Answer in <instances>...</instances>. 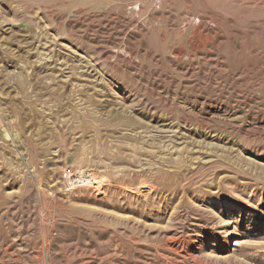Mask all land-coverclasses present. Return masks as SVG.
Instances as JSON below:
<instances>
[{
  "label": "rangeland",
  "instance_id": "1",
  "mask_svg": "<svg viewBox=\"0 0 264 264\" xmlns=\"http://www.w3.org/2000/svg\"><path fill=\"white\" fill-rule=\"evenodd\" d=\"M0 264H264V0H0Z\"/></svg>",
  "mask_w": 264,
  "mask_h": 264
},
{
  "label": "built area",
  "instance_id": "2",
  "mask_svg": "<svg viewBox=\"0 0 264 264\" xmlns=\"http://www.w3.org/2000/svg\"><path fill=\"white\" fill-rule=\"evenodd\" d=\"M67 174H68L69 176H71V179H73V181H74V180H75V181L79 180V179L77 178L78 176L74 175V174L71 172V170H69ZM75 181H74V182H75Z\"/></svg>",
  "mask_w": 264,
  "mask_h": 264
}]
</instances>
